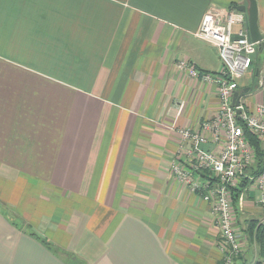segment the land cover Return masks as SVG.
<instances>
[{
	"label": "crops",
	"instance_id": "obj_1",
	"mask_svg": "<svg viewBox=\"0 0 264 264\" xmlns=\"http://www.w3.org/2000/svg\"><path fill=\"white\" fill-rule=\"evenodd\" d=\"M249 4L0 0V264H223L211 203L170 169L176 130L207 134L218 87L177 65L220 73L218 49L196 36L203 17ZM257 72L240 100L253 116L264 104V43L237 92ZM239 186L235 264H264L260 191Z\"/></svg>",
	"mask_w": 264,
	"mask_h": 264
},
{
	"label": "built area",
	"instance_id": "obj_2",
	"mask_svg": "<svg viewBox=\"0 0 264 264\" xmlns=\"http://www.w3.org/2000/svg\"><path fill=\"white\" fill-rule=\"evenodd\" d=\"M247 21V15L240 11L210 7L196 36L218 49L222 71L202 73L185 61L177 65L192 78L215 83L218 87L220 111L213 120L202 124L207 134L191 129L176 130L180 147L170 169L189 192L201 194L204 201L211 203L221 234L223 264H235L243 252L233 225L231 191L241 183L251 182L260 191L259 201L264 205V104L256 106L255 116L242 105L233 106L238 82L250 72L253 57L264 43V40L249 41ZM235 26L240 28L235 31ZM183 109L184 102L179 104V116ZM246 131L261 142L262 169L257 175L250 171L255 167L256 155ZM209 142L220 147L218 153L206 148Z\"/></svg>",
	"mask_w": 264,
	"mask_h": 264
},
{
	"label": "water",
	"instance_id": "obj_3",
	"mask_svg": "<svg viewBox=\"0 0 264 264\" xmlns=\"http://www.w3.org/2000/svg\"><path fill=\"white\" fill-rule=\"evenodd\" d=\"M249 7H239L238 11L242 13H247V32H248V39L252 43H259L264 40V37L259 32L258 27V9H257V3L255 0H249ZM259 85V77L258 72L256 73V78L254 80V84L251 88L244 89L242 92H236L234 99H233V106L239 107L241 105V98L244 97V95H248L249 93H252L257 89Z\"/></svg>",
	"mask_w": 264,
	"mask_h": 264
},
{
	"label": "trees",
	"instance_id": "obj_4",
	"mask_svg": "<svg viewBox=\"0 0 264 264\" xmlns=\"http://www.w3.org/2000/svg\"><path fill=\"white\" fill-rule=\"evenodd\" d=\"M246 136H247V139H248L249 143L254 148L255 155H256L255 167L253 169H251L250 171L252 173H254V175H257V174H259L261 172V169H262V147H261V142L256 137H254L252 134H250L247 131H246ZM238 192H239V188H235L232 191V193L234 194V198L235 199L239 198V193Z\"/></svg>",
	"mask_w": 264,
	"mask_h": 264
},
{
	"label": "rangeland",
	"instance_id": "obj_5",
	"mask_svg": "<svg viewBox=\"0 0 264 264\" xmlns=\"http://www.w3.org/2000/svg\"><path fill=\"white\" fill-rule=\"evenodd\" d=\"M232 206H233V204H232Z\"/></svg>",
	"mask_w": 264,
	"mask_h": 264
}]
</instances>
